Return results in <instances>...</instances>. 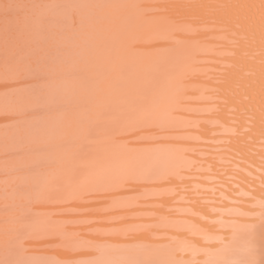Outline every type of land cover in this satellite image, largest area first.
I'll return each instance as SVG.
<instances>
[{"label":"bare ground","instance_id":"6f19581e","mask_svg":"<svg viewBox=\"0 0 264 264\" xmlns=\"http://www.w3.org/2000/svg\"><path fill=\"white\" fill-rule=\"evenodd\" d=\"M0 264H264V0H0Z\"/></svg>","mask_w":264,"mask_h":264}]
</instances>
